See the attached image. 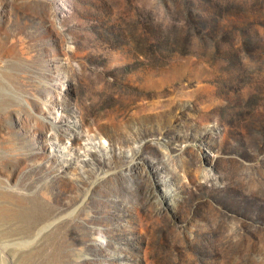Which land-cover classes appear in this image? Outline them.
I'll return each instance as SVG.
<instances>
[{"label":"rangeland","instance_id":"374dc122","mask_svg":"<svg viewBox=\"0 0 264 264\" xmlns=\"http://www.w3.org/2000/svg\"><path fill=\"white\" fill-rule=\"evenodd\" d=\"M7 1L48 121L11 185L78 210L80 264H264V0Z\"/></svg>","mask_w":264,"mask_h":264},{"label":"bare ground","instance_id":"6f19581e","mask_svg":"<svg viewBox=\"0 0 264 264\" xmlns=\"http://www.w3.org/2000/svg\"><path fill=\"white\" fill-rule=\"evenodd\" d=\"M16 25L11 20L8 40L0 39V264H80L78 210L64 214L54 208L46 183L30 175L14 186L21 191L11 185L15 163L34 168L41 161L19 145L15 118L23 117L21 126L30 121V130L45 129L48 122L46 97L38 95L44 75L30 62L28 39ZM19 83L25 84L23 94Z\"/></svg>","mask_w":264,"mask_h":264}]
</instances>
